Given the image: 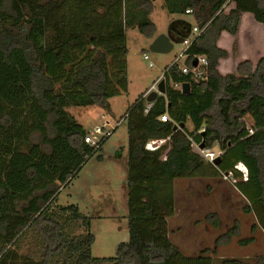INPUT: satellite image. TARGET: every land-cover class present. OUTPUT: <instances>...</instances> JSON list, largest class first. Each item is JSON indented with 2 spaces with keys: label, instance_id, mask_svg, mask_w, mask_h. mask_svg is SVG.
<instances>
[{
  "label": "trees",
  "instance_id": "1",
  "mask_svg": "<svg viewBox=\"0 0 264 264\" xmlns=\"http://www.w3.org/2000/svg\"><path fill=\"white\" fill-rule=\"evenodd\" d=\"M153 1L104 0L59 34L47 29L41 15L29 9L20 13L14 0H0V264H170L180 255L168 237V219L175 212L173 182L181 177L230 173L236 179L233 187L247 201L243 211L256 218L252 228L264 231V55L254 68L247 60L238 64L237 74H221L218 61L228 53L216 44L222 31L238 32L244 12L264 25V0H163L169 14L189 13L202 30L187 53L207 58L206 77L195 79L168 66L163 71L165 93L155 97L148 111L143 97L128 108V240L118 245L114 257H92L88 218L75 205L55 203L61 187L106 141L98 147L87 144L86 129L67 108L105 110L126 86L124 47L112 50L108 43L124 41L129 28L152 36ZM82 38L94 47L102 42L107 50L101 46L74 63L70 80L56 85L47 72L50 54L59 63L61 48ZM111 52L115 66L108 73ZM184 82L188 93L174 86ZM163 113L170 120L161 121ZM241 117L250 120L252 134ZM180 123L183 127L174 129ZM200 127L206 147L223 151L216 166L192 151L188 136L200 141L202 135L194 134ZM168 135L171 148L161 161L166 145L149 150L146 144ZM238 163L246 168L247 179L235 167ZM236 229L233 225L216 242L228 241ZM28 232H35L41 245L34 254L21 252ZM253 260L225 258L220 263L264 264V256Z\"/></svg>",
  "mask_w": 264,
  "mask_h": 264
},
{
  "label": "rangeland",
  "instance_id": "2",
  "mask_svg": "<svg viewBox=\"0 0 264 264\" xmlns=\"http://www.w3.org/2000/svg\"><path fill=\"white\" fill-rule=\"evenodd\" d=\"M14 1L18 12L29 9L44 18L48 30L64 34L79 17L92 12L104 0ZM161 4L162 0H155L149 15L155 25L152 36L145 35L137 28H129L124 46L123 39L114 42L120 45L118 50L124 47L126 86L109 99V107L105 110L95 106L67 108L86 130L99 124L101 114L112 125L121 119L102 148L89 156L68 184L61 187L55 202L59 206L75 205L88 218L89 229L94 238L90 250L92 257H114L118 245L128 240V133L125 114L139 95L138 90L143 81L162 74L182 47L180 42H175L168 52H153L149 49L153 42H149V39L156 32L167 31L173 22L174 15L169 14ZM179 16L195 25L192 15ZM238 29L232 35L233 38L224 42L228 54L223 58L222 65L226 73L237 74L238 64L247 60L254 68L255 60L262 57V28H255L244 20ZM98 43L100 46L96 44L97 48L89 44L86 38H82L74 46L64 45L60 50L59 63H55L50 54L47 72L55 78L56 85L70 80L74 63L92 56L101 46L103 50H107L102 42ZM144 53L148 54L153 66H148V61L143 59ZM186 127L192 130V123L188 121ZM213 148L217 149L216 146ZM246 176L244 174L243 178L247 179ZM234 181L236 179H224L223 176L181 177L174 180L175 212L168 219V237L178 248L180 255L175 256L170 264H221V260L225 258L253 262L255 257L264 256V231L260 227L252 228L257 224L256 218L243 211L247 201L233 187ZM216 220L217 223L213 224ZM233 225L237 226L235 234L228 241H223L222 238L216 242L217 237L224 235ZM250 237L253 238L251 243H238L240 239ZM38 242L35 232L26 233L21 252L34 254L41 247ZM200 254L203 256L202 260L197 258Z\"/></svg>",
  "mask_w": 264,
  "mask_h": 264
},
{
  "label": "built area",
  "instance_id": "3",
  "mask_svg": "<svg viewBox=\"0 0 264 264\" xmlns=\"http://www.w3.org/2000/svg\"><path fill=\"white\" fill-rule=\"evenodd\" d=\"M201 29H198L197 27H194L192 29V34L189 33V35L185 38L182 39L181 41V49L179 50V52L177 53V55L175 56V58L173 59V61L171 62V64L169 65V67H174L177 66L179 68V70L181 71V73L183 74H190L193 78L195 79H204L206 77V70H207V66H208V60L204 55H189L187 53V49L188 47L191 45V43L193 42V40L195 39V37H197L200 33H201ZM143 59L148 61V66H153V62L149 59L148 54L144 53L143 54ZM182 60H187V64L185 63H181ZM196 62V64L194 65V63ZM163 74L164 72L161 74V76L152 83V85L149 87V89L145 92V94L142 96L145 101V108L144 111L147 112L148 109L152 106V101H147L146 97L147 95L151 92V91H157V86L158 83L161 79H163ZM181 83L179 84H174L175 87H177L180 91H181ZM127 116V113L125 114V117ZM99 124L94 125V126H90L84 133V141L89 144L92 147H98L104 140H107V138L113 133L115 127L120 123L121 119L116 120L115 125H112L105 117L104 114H101L99 116ZM159 119L161 121H168L170 120L169 116L167 113H163L159 116ZM240 122H243L246 126V129L248 131V134H252L254 132V129L252 128V125L250 123V120L246 117H241L239 118ZM177 125V124H175ZM204 127H200L199 129H196L194 131V134H201L204 133ZM188 139L190 141V145L192 148V151L197 153L198 155H200L202 158H204L207 162L211 163L213 165V160L218 157L221 156L223 151L222 150H217L214 149L212 147H205L204 148H200V143L202 141V139L204 140V138L202 137L200 139V141H195L193 139V137L188 136ZM166 145V149L165 151L162 153V155L160 156V160L161 161H165L166 160V155L167 152L170 150L171 148V138L170 135L164 137V138H158V139H154V140H150L147 144H146V148L149 150H155L160 146ZM237 169L241 170L243 172V175H246V168L244 167V165H242L241 163H238L235 166ZM222 176L224 179H232V175L230 173H223L222 172Z\"/></svg>",
  "mask_w": 264,
  "mask_h": 264
},
{
  "label": "crops",
  "instance_id": "4",
  "mask_svg": "<svg viewBox=\"0 0 264 264\" xmlns=\"http://www.w3.org/2000/svg\"><path fill=\"white\" fill-rule=\"evenodd\" d=\"M154 1H155V0H154ZM154 1H153V3H154ZM161 5H163V0H162V4H161ZM172 15H174V14H172ZM182 16H188V17H189V16H191V15L188 13V14H185V15H182ZM177 19H181V20L185 21V22H186V25H188V26L190 27V32H189V33H190V34L193 33V32H192V29H193L194 27H196V23H195V21H194V24H195V25H191L187 19H184V18H182V17L179 16V15H174V18H173L172 21L174 22V21L177 20ZM244 20H247L248 22H250L255 28H258V26H259V28H262L263 33H264V25H262V24L259 23V22H256V21L254 20L253 16H252V14H250V13H248V12H244V13H242L239 28H241V26H242ZM173 22H172V23H173ZM173 26H174V30H175V33H176L175 38H180L181 40H180L179 42L181 43V41H182L183 38H181V36H179V33L184 32V27H181V25H177V24H175V25H172V24H171V26L167 29V31H168L171 27H173ZM238 30H239V29H238ZM167 31L156 32V34H155L154 37H156L159 33H166ZM154 37H151V38L153 39ZM231 38H233L232 34H229V33H227L226 31H222L221 34H220V36H219V38H218V40H217V42H216V44H217V46H219L220 48H224V49H226L227 46L225 45L224 42L228 41V39H231ZM152 39H149V42H152V41H153ZM255 39H256V38H255ZM115 41H116V40L109 42L107 48H109V49H110V48H111V49L113 48L112 50L117 49V47L120 46V45H117L116 43H114ZM255 42H257V39L255 40ZM122 44L124 45V41H123ZM91 45L94 46V44H91ZM105 46H106V45H105ZM261 52H262V51H261ZM111 53H112V54H109V56H107V60H106V62H107V67H108V69H107V70H108V73H109V70H110L112 67L114 68V66H115V62H113V61H114V56H115V54H114V52H111ZM176 55H177V54H176ZM176 55H175V56H176ZM260 55H261V56L264 55V48H263V52H262ZM175 56H174V58H175ZM174 58H173V59H174ZM258 60H259V58H257V59L255 60L256 63H257ZM172 61H173V60H172ZM222 62H223V58H220L219 61H218V67H217V68H218V70H219V72H220L221 74H227V73H226V70L224 69V66L222 65ZM181 63H185V64H187L188 62H187V60H182ZM255 65H256V64H255ZM231 71H232V69H231ZM229 73H232V72H229ZM160 76H161V74L156 75V76H154V77L148 79V80L145 81V82L143 81L142 86H141L140 89L138 90V92L140 91V93H139V95H138L136 98H138V97H142V96L145 94V92L149 89V87L152 85V83L155 82ZM143 80H144V78H143ZM110 81H111V84H114L116 80H111V79H110ZM138 92H137V93H138ZM136 98H135V100H136Z\"/></svg>",
  "mask_w": 264,
  "mask_h": 264
},
{
  "label": "water",
  "instance_id": "5",
  "mask_svg": "<svg viewBox=\"0 0 264 264\" xmlns=\"http://www.w3.org/2000/svg\"><path fill=\"white\" fill-rule=\"evenodd\" d=\"M175 24L181 25V27H184V32L179 33V36H181V38H185L189 35L190 27L188 25H186L185 21H183L181 19H177L172 23V25H175ZM180 40H181L180 38L172 37L171 34L169 33V31H167L166 33H161V34L157 35V37L151 43L149 49L153 52H162V53L168 52L169 50L172 49L173 44L175 42H179ZM195 64H196V62L194 63V65ZM181 92L182 93H188L189 92V83H187V82L182 83ZM164 93H165V81H164V79H161L158 83L157 91H151L147 95L146 100L149 102L153 101L158 94H164ZM183 125H184L183 123L177 124L174 126V129L182 128ZM204 135L205 134L202 133L203 138H204ZM205 145L206 144H205L204 140L202 139L199 147L204 148ZM220 160H221V156L216 157L213 160V165H215V166L218 165ZM225 174H227V172H225Z\"/></svg>",
  "mask_w": 264,
  "mask_h": 264
},
{
  "label": "flooded vegetation",
  "instance_id": "6",
  "mask_svg": "<svg viewBox=\"0 0 264 264\" xmlns=\"http://www.w3.org/2000/svg\"><path fill=\"white\" fill-rule=\"evenodd\" d=\"M168 31H169V33L171 34L172 37H175L176 33H175V30H174V26L171 27Z\"/></svg>",
  "mask_w": 264,
  "mask_h": 264
}]
</instances>
